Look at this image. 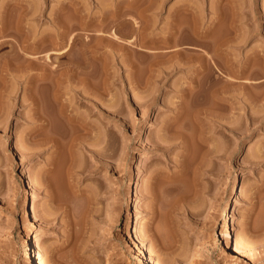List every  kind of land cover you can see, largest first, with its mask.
Listing matches in <instances>:
<instances>
[{"label": "rangeland", "instance_id": "374dc122", "mask_svg": "<svg viewBox=\"0 0 264 264\" xmlns=\"http://www.w3.org/2000/svg\"><path fill=\"white\" fill-rule=\"evenodd\" d=\"M112 11L121 14L114 17ZM132 16L145 28L143 42L167 37L169 28L180 27L178 18L187 27L197 22L198 30L215 34L229 30L233 16L240 37H249L228 47V55L215 56L221 68L216 66L215 94L204 87L208 72L196 74L202 50L179 53L160 43H147L143 50L102 49L93 62L98 71L91 78L89 101H82L83 86L73 81L64 85L58 100L40 90L38 114L27 89L28 73L7 67L0 75V264H27L29 233L39 234L40 264H135L137 249L126 225L130 211L138 241L156 264H264V0H0V42L8 41L0 48V69L18 57L16 46L24 38L31 42L51 32L57 18L67 24L92 21L91 31H84L96 35L104 26L125 34ZM76 31L74 26L71 33ZM187 33L175 36L182 38V46ZM23 56L21 63L30 62ZM228 59L234 65L230 86L223 73ZM176 62L184 64L170 69ZM244 68L245 74H239ZM191 82L202 88H189ZM97 101L104 109L106 154L77 143L56 154L50 139L76 126L58 113L70 110L95 123L101 117ZM45 119L51 122L40 132ZM138 174L143 182L134 190L132 209L128 189ZM52 189L59 194L54 203ZM26 196L38 213L35 224L23 207ZM229 222L244 246L245 261L227 242Z\"/></svg>", "mask_w": 264, "mask_h": 264}, {"label": "bare ground", "instance_id": "6f19581e", "mask_svg": "<svg viewBox=\"0 0 264 264\" xmlns=\"http://www.w3.org/2000/svg\"><path fill=\"white\" fill-rule=\"evenodd\" d=\"M105 6V5H103ZM129 6V5H128ZM106 7V6H105ZM110 8V7H109ZM107 9V8H106ZM183 9H185L186 11L189 12V9L187 7H184ZM107 11V10H106ZM110 11V10H109ZM121 11V10H120ZM108 12V11H107ZM114 11H112L113 13ZM117 11H115L114 13H116ZM122 12V11H121ZM121 12H119L121 14ZM114 13L112 14V16L114 15ZM117 13V15L119 14ZM126 13V12H124ZM106 14V12L104 13ZM108 15V14H107ZM117 15H114V17H116ZM125 15V14H124ZM127 15V13H126ZM106 16V15H105ZM123 16V15H122ZM241 16V15H239ZM107 17V16H106ZM233 17V16H232ZM230 18L228 21L229 22V30L227 29V31L223 32H219L218 33H212V31L208 28L206 31H200L198 30L197 28V22H193V24L188 26L187 27V24L185 22H183L182 18H180L181 20H178L175 19L177 22L181 21L183 23H175L176 24H180V27H176V29H171L169 28L170 30H168V35L167 37H163L161 39H156V38H149L150 41H147V42H143V38H145L146 36L144 35H140L141 34V30L145 29L144 27H141L139 25V21L134 18L133 16L132 17H129L128 19L130 20V23L131 25L129 26V31L127 30L126 33L124 34L122 32V34L118 33V28L116 29H112V27H110L111 31L109 32L106 31V26H104L103 28H101V30L99 29L98 31V34H96L98 37V40H96L95 43H92V40H93V36L96 37V35L92 34V33H88L87 31L85 32L84 30H87L89 27H90V23L92 22H86V20H76L78 21L79 23H77L76 21L74 22V18H72L73 24H67V21L64 23L63 20L58 19L57 17V20L55 19L54 21V29L49 32H44L40 35L38 39L36 36H34V39H31L33 41L30 42V40L28 41L27 39L24 38V40L18 44L16 47L17 49V55L18 57H15L13 59H10V61H7L6 64H5V68H1L0 69V75L3 76V71L9 67V66H13L16 68V69H19L20 71H24L25 73H28V86H27V89L29 90V97L31 98L30 100H32L33 102V106H34V111L33 113H37L38 114V109H37V106L36 104L38 105V95H42L41 91L40 90H44L46 89L47 93L48 94H53V99L55 97L56 100L60 99L59 98V94L61 89L64 87L65 84L68 85V83H73V81H76L77 83H80L82 84V89L79 90V94L80 96L82 97V101H89L90 97V87L89 85L92 83H94L91 79L92 78V75H94L96 72H94V70L92 69V67L97 64L95 63L94 65V61L99 58V56L101 57V55L103 54L101 52L102 49L106 48L107 49L110 47L112 49V47L116 46V47H120L121 45L124 46L125 48H128V49H134V50H143L145 48V46H147L146 44L149 43L148 45H157V44H164V46H168V49L170 50V48L172 49V47L175 46L174 49H178L180 50V52H182L183 48H188V50L192 49L191 51L195 50L194 52H196V50H198L197 52L199 53L201 50V54L197 55L196 58H198L197 61L201 62L199 65L200 67H198L197 69V72L196 74L199 75V73H201L202 71H207V77L210 81H207L206 83H204L206 80H205L203 83H204V87H207L208 90H210L212 93H216L217 91V85L218 83L216 82L218 79V82H220L219 78H217L216 76V71H220V66L219 65V62H217L218 60H216L217 57H215L216 55L217 56H220L218 54L222 53V54H225V55H228L227 53V50H228V47L234 45L235 43L237 44H242L244 42H247V38L249 37L248 36V33L246 35H243L242 31V38L240 37V35L238 34V28L239 27V23H237V18L235 19L234 17L233 18ZM238 17V16H237ZM64 18V17H63ZM103 18V17H102ZM84 19V18H83ZM222 19V18H221ZM241 19V17H240ZM239 19V21H240ZM68 20V18H67ZM70 20V19H69ZM68 20V21H69ZM100 21V19H99ZM104 21H106V19L104 18L102 21H100L101 23H103ZM128 21V20H127ZM219 21V20H218ZM237 21V22H236ZM95 22V21H94ZM93 22V23H94ZM174 22L172 25H174ZM110 23V22H109ZM108 23V24H109ZM121 23V22H120ZM104 24V23H103ZM186 24V25H184ZM212 24V23H211ZM216 25V22L213 23V25ZM143 25V24H142ZM212 25V26H213ZM76 27L77 29H79V31L77 32H74L73 34L71 33V30L73 27ZM100 26H102L100 24ZM117 26V25H116ZM241 26V25H240ZM92 27V26H91ZM90 27V28H91ZM108 27V25H107ZM172 27V26H171ZM89 28V30L91 31V29ZM120 28V27H119ZM175 28V27H174ZM97 29V28H96ZM212 29V28H211ZM1 30V29H0ZM4 31V29H2ZM95 30V29H94ZM188 30V35L185 34L187 37L188 40L185 41V43L187 42V44H184L183 46L181 45L182 43H184L183 41H179V37L177 39H175L176 35L179 33L181 35V37L183 38V34L184 32ZM243 30V29H242ZM25 31V30H24ZM23 31V32H24ZM84 31V32H82ZM190 31V32H189ZM240 32V31H239ZM0 33H2V31H0ZM18 33V32H17ZM31 33V32H30ZM240 33V34H241ZM8 34V33H7ZM86 34V36H85ZM144 34V33H143ZM214 34V35H212ZM235 34V35H234ZM250 34V33H249ZM27 35V34H26ZM29 35V33H28ZM36 35V34H35ZM31 36V35H30ZM142 38H141V37ZM209 36H212V37H209ZM27 37V36H26ZM29 37V36H28ZM27 37V38H28ZM36 37V39H35ZM83 37V38H82ZM180 37V38H181ZM209 38H212L210 40V42H205L206 40L205 39H208ZM147 38V37H146ZM181 38V39H182ZM239 38V39H238ZM241 38V39H240ZM30 39V37L28 38ZM19 40V39H18ZM106 40V41H105ZM205 40V41H204ZM79 41V42H78ZM8 41H2L0 42V48L3 47L5 44H7ZM112 46V47H111ZM172 46V47H171ZM123 47V48H124ZM148 47V46H147ZM170 47V48H169ZM109 48V49H110ZM121 48V47H120ZM124 48V49H125ZM118 49V48H117ZM181 49H183L181 51ZM213 50L212 52L214 53H211L209 50ZM126 50V49H125ZM150 50V49H149ZM200 50V51H199ZM16 51V50H15ZM23 51V53H21ZM94 51V53L96 55H91V53ZM106 51V50H104ZM103 51V52H104ZM113 51V50H112ZM147 51V50H146ZM146 51H143V52H146ZM153 51V50H152ZM150 51V52H152ZM173 51V49H172ZM24 52L28 55V58L27 60L29 59L30 62H28L27 64H23L21 63V60L19 59L20 57H25L23 56L24 55ZM45 52V54H44ZM101 52V53H100ZM109 52V51H108ZM139 52V51H138ZM177 52V50H176ZM106 53V52H105ZM177 52V54H179ZM15 54V55H16ZM108 54V53H107ZM114 54V53H113ZM182 54V53H181ZM55 55V56H54ZM112 55V54H111ZM110 55V56H111ZM70 59H69V57ZM104 56V55H103ZM177 56V55H176ZM13 57V56H12ZM64 57H68V61L66 60V62H63L59 59L61 58H64ZM109 57V56H108ZM127 57V55H126ZM174 57V56H173ZM180 57V56H179ZM178 56L176 58H179ZM21 58V59H22ZM65 58V59H66ZM103 58V57H102ZM101 58V59H102ZM195 58V57H194ZM24 59V58H23ZM94 59V60H93ZM108 59V58H106ZM171 60H174L170 57ZM170 59H168V62L170 61ZM221 59V58H220ZM99 60V59H98ZM97 60V61H98ZM105 60V59H104ZM109 60V59H108ZM115 60V59H114ZM195 60V59H194ZM24 61V60H22ZM135 61V60H133ZM176 61V60H175ZM178 61V60H177ZM182 61V60H181ZM187 61V59H186ZM191 61V60H188V62ZM101 62V61H100ZM119 62V61H118ZM174 63V61H171ZM183 62V61H182ZM178 63L177 62L175 64H173V66L171 65L172 68L170 69H174L175 68H179L180 66H182L184 63ZM185 62V61H184ZM110 63V62H109ZM222 63V61H221ZM225 63V62H224ZM101 64V63H100ZM104 64V63H102ZM170 64V63H169ZM182 64V65H181ZM7 65V66H6ZM132 65V64H131ZM188 65H191L188 63ZM2 66V65H1ZM98 66V65H97ZM106 66V65H105ZM108 66V65H107ZM219 67V69L217 70L216 68ZM233 62L226 60V65H224L225 67V70H224V74L226 72V84L227 85H232L234 84L235 82H233L235 79H234V75L232 74L231 72V68L233 69ZM248 66V64H247ZM138 67V66H137ZM152 67V66H151ZM170 67V66H169ZM223 67V66H222ZM96 68V67H95ZM99 68V67H97ZM136 68V67H135ZM177 68V69H178ZM247 68V67H246ZM9 69V68H8ZM245 69V68H244ZM242 70L239 74H245L244 72L246 71L245 70ZM103 71V70H101ZM196 71V70H195ZM223 71V70H222ZM221 71V72H222ZM234 71V70H233ZM94 72V73H93ZM106 72V71H105ZM6 73V72H5ZM101 73V72H100ZM222 73V74H223ZM104 74V73H103ZM102 74V75H103ZM106 74V73H105ZM195 74V75H196ZM203 74V73H202ZM206 73H204L205 75ZM220 73V75H222ZM101 75V74H100ZM236 75V74H235ZM105 76V75H104ZM200 76V75H199ZM223 76V75H222ZM19 77V76H18ZM96 77V75L94 76ZM195 77V76H194ZM197 77V76H196ZM206 77V76H205ZM98 78V77H97ZM107 78V77H106ZM105 78V79H106ZM222 78V77H220ZM4 79V78H3ZM101 79V77H100ZM207 79V78H206ZM2 80V79H1ZM216 80V81H215ZM223 80H224V76H223ZM96 81V80H95ZM104 81V79H103ZM195 81V78L194 80ZM198 81V80H197ZM201 81V80H200ZM199 81V82H200ZM248 81V80H247ZM99 82V81H98ZM98 82H95V83H98ZM101 82V81H100ZM105 82V81H104ZM196 82V81H195ZM198 82L197 83H194V82H191L189 83V88L192 87L194 88L195 85L196 86H200V83ZM70 83V84H71ZM102 83V82H101ZM201 82V84H203ZM246 83V82H245ZM245 83H243L245 85ZM69 84V85H70ZM247 84V83H246ZM72 85V84H71ZM248 85V84H247ZM92 86V85H91ZM94 86V85H93ZM96 86V85H95ZM250 86V85H249ZM44 87V88H43ZM98 87V86H97ZM102 87V86H101ZM201 87V86H200ZM74 88H77V87H74ZM91 88H94V87H91ZM100 88V87H99ZM105 88V87H104ZM187 86L184 88V90H186ZM202 88V87H201ZM200 89V88H199ZM206 89V90H207ZM71 90V89H70ZM96 90V89H95ZM99 90V89H98ZM183 90V91H184ZM68 91V90H67ZM2 92V91H1ZM45 92V91H44ZM77 92V90H76ZM103 92V91H102ZM3 93H4V90H3ZM6 93V92H5ZM46 93V92H45ZM46 93V94H47ZM1 94V93H0ZM9 94V93H8ZM28 94V93H27ZM45 94V96H47ZM65 94V93H64ZM63 94V95H64ZM92 94V93H91ZM97 94V93H96ZM102 95V93H100ZM185 94V93H184ZM39 95V96H40ZM255 95V94H254ZM2 96V95H1ZM28 96V95H27ZM44 96V94H43ZM42 96V97H43ZM184 96V95H183ZM40 96V98H42ZM98 97V96H96ZM258 97V96H256ZM261 97V96H260ZM259 97V98H260ZM264 97V96H263ZM262 97V98H263ZM48 98V96L46 97ZM52 98V96H51ZM100 98V97H99ZM43 99V98H42ZM52 99V100H53ZM66 99V98H65ZM257 99V98H256ZM255 99V100H256ZM55 100V101H56ZM68 100V99H67ZM253 100V99H252ZM258 100V99H257ZM263 100V99H262ZM38 101V102H37ZM46 102V101H45ZM57 102V101H56ZM94 103V102H93ZM246 103V102H245ZM43 104V103H42ZM53 104V103H52ZM248 104V103H247ZM68 105V104H67ZM70 105V104H69ZM95 105L96 107H99V113L101 114V117H100V121H95V123L93 124L91 122V120L89 121L87 118H81L77 115H75L72 111H66V110H62V107H61V110L60 113H58V115L60 114L63 118V116L65 115H68V118H66V123L68 122L70 125L72 123H74V126L75 127H70L68 126L69 129L68 131H65L64 129V133L59 136L60 138H56V137H52L50 139L51 142H53V144H55L57 147H56V154H60V152H65L64 149H65V146L68 145V143L71 145H74L75 143H77L78 145H82L84 146L85 148L89 149L91 152L95 153V154H106L105 152V137H107V135L105 134L106 131H104V125L102 123V116L104 115V109H103V106L97 102H95ZM40 106V105H39ZM54 106V105H53ZM43 107V106H42ZM66 107V105H65ZM40 108V107H39ZM48 108V107H46ZM54 108H56L54 106ZM53 108V110H54ZM60 108V107H59ZM42 109V108H41ZM39 109V110H41ZM44 109V108H43ZM57 109V108H56ZM55 109V110H56ZM67 109V108H66ZM48 110V109H47ZM53 110L51 111V113L53 112ZM59 110V109H58ZM41 112H43L41 110ZM45 112V111H44ZM57 112V111H56ZM48 113V111H47ZM46 113V114H47ZM73 113V114H72ZM34 114V115H35ZM42 115V114H41ZM53 115V114H52ZM59 115V117H60ZM36 116V115H35ZM39 116V115H38ZM43 116V115H42ZM54 117L56 116L55 114L53 115ZM52 116V117H53ZM84 116V115H83ZM86 116V115H85ZM34 117V116H33ZM44 117V116H43ZM42 117V118H43ZM48 117V116H47ZM41 118V117H39ZM45 118V117H44ZM33 119V118H32ZM37 119V118H36ZM51 119V118H50ZM50 119L49 121H47L46 119L41 123L39 124V129H40V132L41 130L44 131V129L50 124ZM57 119V118H56ZM47 121V122H46ZM58 121V119H57ZM61 121V119H60ZM62 121H64L62 119ZM53 122H56L55 120H53ZM59 123V121L57 122ZM52 124V123H51ZM61 124V123H60ZM38 125V124H37ZM49 127V126H48ZM52 128V127H51ZM71 128V129H70ZM49 130V129H48ZM54 131V130H53ZM94 131H96L95 133H93ZM169 131V130H168ZM51 132V131H50ZM47 132H45L46 134ZM53 133V132H52ZM34 134V133H33ZM58 134V132H57ZM39 135V134H38ZM42 135V134H40ZM44 135V134H43ZM47 135V134H46ZM48 137V136H47ZM50 137V136H49ZM48 137V138H49ZM114 137V136H113ZM47 140V139H46ZM93 140V141H91ZM66 141V142H65ZM41 142V141H40ZM48 142V141H46ZM45 142V143H46ZM50 142V143H51ZM108 142V141H107ZM75 144V145H77ZM111 144V143H110ZM107 145V144H106ZM114 145V144H113ZM91 146V147H90ZM75 147V146H73ZM95 147V148H93ZM64 148V149H63ZM72 148V146H71ZM119 148V147H118ZM116 148V150L118 149ZM70 149V148H68ZM74 149V148H72ZM75 150V149H74ZM119 150V149H118ZM114 151V150H113ZM72 153V151H69ZM67 153V152H66ZM107 154H109L107 152ZM113 154V153H112ZM118 154V153H117ZM116 154V155H117ZM72 155V154H71ZM103 155V154H102ZM69 156V155H68ZM113 156V155H112ZM65 157V156H64ZM72 158V157H71ZM74 159V158H73ZM56 166V165H55ZM52 170V169H51ZM50 171V170H49ZM45 173V172H44ZM46 174V173H45ZM44 174V175H45ZM42 177V180H40L41 182H43L44 180V176ZM49 181V180H48ZM40 182V183H41ZM52 182V181H50ZM142 177L141 175H136L134 177V180L132 181L129 189H128V193L130 195V197L132 198V204H131V208L133 209V207L135 206V203H133V199L136 198L134 196V190L139 188L140 185L142 184ZM46 183V182H45ZM42 184V183H41ZM54 184V183H53ZM61 185V184H59ZM55 187V186H54ZM58 187V186H57ZM49 188V187H48ZM50 189V188H49ZM48 189V190H49ZM51 190V189H50ZM53 190V189H52ZM60 191V190H59ZM56 192V190H55ZM54 190L53 191H50V194H51V200L53 201V203L57 200V195L59 194H56L58 192L55 193ZM61 201V200H60ZM59 202V200H58ZM61 202H59L60 204ZM31 198L29 196H26L24 199H23V207L27 208L28 210V214L30 216V220L31 222H33V224H35L34 222H36L38 220V213H37V210L35 209V207H32L31 205ZM58 204V203H57ZM59 206V205H58ZM61 206V205H60ZM30 207L31 210H30ZM32 224V223H31ZM126 225L129 227V241L135 246V248L137 249V253L135 254V264H156L154 262H152L151 260V257H150V254H149V251H148V248L145 244L142 243V241H138L139 240V230L137 228V226H135V216H134V213L132 211H130V215L127 219V223ZM149 226V225H148ZM148 226L146 228H148ZM149 230V229H148ZM227 230H228V238H227V242L234 245V252L239 256V258H241L242 260H247V256H246V251L244 250V246H242L238 236H237V233L236 231L233 229H231V224L230 222L228 223V226H227ZM147 232V231H146ZM150 233H148L149 235ZM39 234L36 233L35 235H33V233H29L27 235V238H26V241H25V247H26V250H27V264H40L38 262V252L36 250V245H35V239L38 238ZM151 236V235H150ZM148 237V236H147ZM234 237V238H233ZM141 242V243H140ZM113 249V248H112ZM117 251V249H113V252Z\"/></svg>", "mask_w": 264, "mask_h": 264}]
</instances>
